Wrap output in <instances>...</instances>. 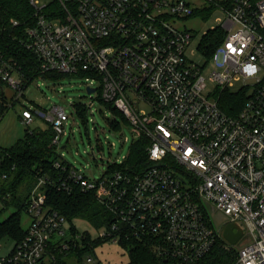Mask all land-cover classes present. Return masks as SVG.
Returning <instances> with one entry per match:
<instances>
[{
    "label": "built area",
    "instance_id": "built-area-1",
    "mask_svg": "<svg viewBox=\"0 0 264 264\" xmlns=\"http://www.w3.org/2000/svg\"><path fill=\"white\" fill-rule=\"evenodd\" d=\"M55 1L59 10L29 0L33 20L22 29L20 43L37 60L35 77L0 48V103L7 107L0 120L10 107L6 87L15 91L13 102H20L41 75L85 78L94 89L85 105L87 121L97 100L112 104L127 120L133 142L148 139L147 156L141 167L129 163L130 154L110 159L104 174L91 179L66 157L62 142L72 132L65 108L23 104L19 120L30 133L40 130L31 129L37 117L52 127L58 174L38 176L25 201V235L0 264H51L71 253L82 254L85 264H100L95 240L130 239L148 242L166 264H207L217 243L235 253L233 264H264V0H205L202 6L190 0ZM197 11L206 18L223 12L200 44L208 58L204 66L187 52L193 30L174 24ZM220 30L224 37L210 55L205 36ZM212 61L216 68L208 78L216 88L206 92L204 70ZM238 80L243 86L233 91ZM225 91L245 97L234 114L222 105ZM6 155L0 147V204L12 198L3 191ZM45 186L95 193L111 215L97 238L67 233V218L47 204ZM231 223L243 230L236 243L224 235ZM246 235L252 242L239 246Z\"/></svg>",
    "mask_w": 264,
    "mask_h": 264
},
{
    "label": "rangeland",
    "instance_id": "rangeland-1",
    "mask_svg": "<svg viewBox=\"0 0 264 264\" xmlns=\"http://www.w3.org/2000/svg\"><path fill=\"white\" fill-rule=\"evenodd\" d=\"M40 4L52 2L53 0H39ZM194 5L202 6L205 0H190ZM223 17L222 11H216L208 18L202 15H194L185 18L177 17L174 21L175 26L180 29H191L195 36L192 43L188 47V55L194 62L204 66L208 58L202 53L200 44L204 35L211 29L220 24V18ZM216 68L215 62H210L205 70L204 76L207 78L206 92L214 91L216 84L209 80L211 72ZM40 83V87H38ZM90 84L85 78L71 77L57 81L49 80L46 76L35 78L25 89V97L20 102H13L15 91L6 87V93L9 99V110L0 120V147L9 148L20 139L26 136L28 128L21 124L19 116L22 111L23 104L30 108L40 106L49 110L54 104L62 106L66 110L65 121L68 130L72 132L71 136L63 139L62 144L67 143L66 157L77 167L82 168L91 179H99L107 170L108 161L120 159L123 155H129L133 142V132L129 125L122 121L120 128L111 126L113 120V111L105 104H101L98 100L91 106L88 114V120L80 116L77 109L72 105L76 102L79 105H89L91 98L88 92ZM243 86V81H235L231 86L233 91H239ZM250 91V90H249ZM13 103V104H12ZM141 109H149L146 103L140 104ZM72 124V125H70ZM47 122L42 118H36L31 125L32 130L45 129ZM128 137V140L125 138ZM69 140L67 141V139ZM93 147V152H92ZM36 183V182H35ZM31 182L26 181L25 189H28ZM35 185V184H34ZM18 206L7 208L5 202L0 204V218L3 220L13 212L17 211ZM216 221L224 226V220L220 214L216 215ZM30 216L25 208H22V226L28 227ZM75 226L80 233L88 232L93 238H97L99 229L94 226L88 219L73 218L66 221V231L71 233L72 226ZM238 231L237 228H235ZM125 241V240H123ZM252 242V238L248 235L244 236L238 243L244 246ZM16 241L12 237H5L0 241V257L8 255L15 247ZM96 260L100 264H128L130 259L129 247L123 245L121 241L104 240L99 243L93 252ZM69 264H80L75 255L70 254L65 258Z\"/></svg>",
    "mask_w": 264,
    "mask_h": 264
},
{
    "label": "trees",
    "instance_id": "trees-1",
    "mask_svg": "<svg viewBox=\"0 0 264 264\" xmlns=\"http://www.w3.org/2000/svg\"><path fill=\"white\" fill-rule=\"evenodd\" d=\"M51 7L59 10V3L55 0L51 2ZM199 14V11L195 15ZM18 21L14 25L13 21ZM33 7L29 0H0V48L8 54L14 55L24 66L25 72L30 76H36L38 71L37 60L33 55L24 50L20 43L23 36V28L32 23ZM219 30V29H217ZM224 34L220 31H212L204 39L205 49L208 54H213L217 44L223 39ZM39 73V72H38ZM49 80L55 82L66 78L67 76L59 73L44 74ZM56 84V83H54ZM223 107L230 113H236L243 104L245 97L235 92L225 91L221 98ZM113 113L119 115L123 122L127 123L125 117L110 103H105ZM77 110L85 120H87V107L75 104ZM0 114L7 107L0 103ZM111 126L120 128L122 121L116 118L111 122ZM54 137V131L50 125L45 129L30 133L27 130L26 136L17 141L14 145L6 148L7 155L4 160V167L9 169V178L7 179L3 191L10 192L12 198L5 200L7 208L18 206L17 211L5 219L0 218V241L5 237H12L18 242L25 235V228L22 226V208H25V201L28 198L32 188L39 175L46 173L57 176L58 171L53 166V161L58 156L55 146L51 145ZM148 139L142 137L132 142L129 163L141 167L146 160V148ZM26 181L31 182V186L25 189ZM47 193V204L62 214L67 220L73 218L88 219L97 228L105 225L110 220V213L98 202L95 193L84 192L77 188L68 193L58 190L56 187L45 186ZM1 214V212H0ZM72 230L75 233L80 231L73 225ZM90 238L91 234L84 233ZM103 241L95 240L94 248ZM129 247L130 259L128 264H166L158 258L148 242L139 239H130L121 241ZM75 255L80 264H85L83 256L80 253H71ZM65 255H58L51 264H69ZM235 253L226 251L217 243L208 257L207 264H233Z\"/></svg>",
    "mask_w": 264,
    "mask_h": 264
},
{
    "label": "water",
    "instance_id": "water-1",
    "mask_svg": "<svg viewBox=\"0 0 264 264\" xmlns=\"http://www.w3.org/2000/svg\"><path fill=\"white\" fill-rule=\"evenodd\" d=\"M87 89L89 93L94 91V89L90 87H88ZM235 228H237L239 231L236 234L233 232ZM242 234H243V230L241 225L237 223H231L227 225L224 235L231 243H236Z\"/></svg>",
    "mask_w": 264,
    "mask_h": 264
}]
</instances>
